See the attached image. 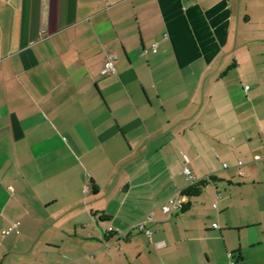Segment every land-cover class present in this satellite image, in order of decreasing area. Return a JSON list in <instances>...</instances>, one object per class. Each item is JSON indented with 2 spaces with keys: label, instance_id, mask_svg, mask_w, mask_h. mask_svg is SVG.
<instances>
[{
  "label": "crops",
  "instance_id": "obj_1",
  "mask_svg": "<svg viewBox=\"0 0 264 264\" xmlns=\"http://www.w3.org/2000/svg\"><path fill=\"white\" fill-rule=\"evenodd\" d=\"M183 156L218 180L130 229L188 184ZM14 223L0 264L18 243L39 264H264V0H0Z\"/></svg>",
  "mask_w": 264,
  "mask_h": 264
},
{
  "label": "built area",
  "instance_id": "obj_2",
  "mask_svg": "<svg viewBox=\"0 0 264 264\" xmlns=\"http://www.w3.org/2000/svg\"><path fill=\"white\" fill-rule=\"evenodd\" d=\"M157 48V43H153L151 45V51H155ZM148 50H144V53H146ZM114 59L115 57L111 54H108L106 56V62L103 69V74L105 76L115 74L116 69L114 65ZM188 158L186 156H183V163L184 166L182 168L183 173L185 174L188 184L195 182L196 179L193 177L191 170L188 167ZM221 197V194L219 192L215 193V198L218 199ZM186 201V197L181 194L180 190L175 193L174 195H171L167 197L160 205V212L165 216H170L176 212H179L182 204ZM215 206V204L213 205ZM152 217L150 215L145 216V218L136 224L132 225L130 229H136L138 231H142L149 239H151L152 236V230L149 229L146 226V223L151 221ZM18 227L17 223L11 224L6 228V230L2 231V234H8L11 231L16 230Z\"/></svg>",
  "mask_w": 264,
  "mask_h": 264
},
{
  "label": "rangeland",
  "instance_id": "obj_3",
  "mask_svg": "<svg viewBox=\"0 0 264 264\" xmlns=\"http://www.w3.org/2000/svg\"><path fill=\"white\" fill-rule=\"evenodd\" d=\"M226 163H228V161H225ZM171 196V195H170ZM169 197V196H168ZM167 198V197H166ZM165 198V199H166ZM164 199V200H165ZM163 200V201H164ZM162 201V202H163ZM161 205V204H160ZM160 205L157 207V210H151V211H149V212H147V213H145L144 214V216H143V218H145V216H147V215H150L151 214V216L153 217L154 216V211H159V207H160ZM159 208V209H158ZM149 213V214H148ZM141 220H143V219H141ZM141 220H139V221H141ZM139 221H137V222H139ZM136 222V223H137ZM135 223V224H136ZM134 225V224H133ZM6 227H7V225L6 224H1L0 225V230L1 229H5L6 230ZM131 227V226H130ZM129 227V228H130ZM1 236L2 237H4V238H10V237H12V236H14V234L13 233H11V235H8V234H4V235H2L1 234ZM2 237H0V239L2 238ZM1 240H3V239H1ZM0 240V241H1ZM26 243H22V244H20V243H18V244H15L14 246H13V251H14V253H12L13 255L12 256H10L11 258H10V260L8 261V263L7 264H39L38 263V260H39V254L38 253H32V254H30V253H28V252H26L25 250H24V245H25Z\"/></svg>",
  "mask_w": 264,
  "mask_h": 264
},
{
  "label": "trees",
  "instance_id": "obj_4",
  "mask_svg": "<svg viewBox=\"0 0 264 264\" xmlns=\"http://www.w3.org/2000/svg\"><path fill=\"white\" fill-rule=\"evenodd\" d=\"M217 180H218V179H217L216 176H214V175H209V176H207V177H205V178H201V179L196 180L195 182H192V183H190V184H187L185 187L181 188V189H180L181 194L184 195L188 200H186V201L182 204V206H181L179 212L181 213V212H184V211L188 210L189 207L191 206V201L189 200V198L197 197L198 195L201 194L203 188H204L206 185H208V184H210V183H214V182H216ZM93 188H95V187L93 186ZM94 190H95V189H94ZM104 217H106L104 214L100 215V218H104ZM110 233H111V232H109V234H110ZM109 234H108V235H109ZM106 236H107V235H106Z\"/></svg>",
  "mask_w": 264,
  "mask_h": 264
}]
</instances>
